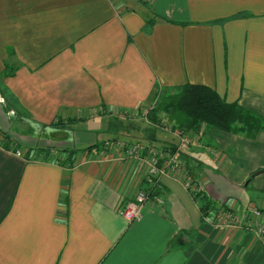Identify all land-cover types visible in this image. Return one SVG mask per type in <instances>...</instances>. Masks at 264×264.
<instances>
[{"label": "crops", "instance_id": "0c3cea01", "mask_svg": "<svg viewBox=\"0 0 264 264\" xmlns=\"http://www.w3.org/2000/svg\"><path fill=\"white\" fill-rule=\"evenodd\" d=\"M185 84L264 118V0H0V264H264L252 229L204 219L171 175L139 220L120 213L144 183L139 163L104 151L125 140L112 120L162 140L148 99ZM18 114L32 132H11ZM185 133L179 154L202 191L264 213V171L252 177L264 170V131Z\"/></svg>", "mask_w": 264, "mask_h": 264}, {"label": "trees", "instance_id": "16d2710c", "mask_svg": "<svg viewBox=\"0 0 264 264\" xmlns=\"http://www.w3.org/2000/svg\"><path fill=\"white\" fill-rule=\"evenodd\" d=\"M153 20H148V26L153 24ZM159 106H154L152 102L163 91ZM164 111L167 118L173 123V129L198 133L203 128H218L224 132L243 134L247 137H255L259 132L264 131V118L245 108L238 102H227L217 91L204 84H185L175 88L154 90L148 99L146 117L156 125H161L162 119L159 112ZM6 136V135H5ZM4 136V137H5ZM7 137V136H6ZM8 146L7 143H5ZM99 144L90 145L91 149ZM176 146H163L162 150H174ZM80 149H67L70 156L77 153ZM72 161V160H71ZM73 163V161H72ZM190 173L193 169L187 162ZM199 202L204 219L212 216L219 207L204 191L194 195Z\"/></svg>", "mask_w": 264, "mask_h": 264}, {"label": "built area", "instance_id": "2783aa9c", "mask_svg": "<svg viewBox=\"0 0 264 264\" xmlns=\"http://www.w3.org/2000/svg\"><path fill=\"white\" fill-rule=\"evenodd\" d=\"M174 132L181 139V144L174 150H159L140 141L105 140L104 151L113 148L114 152L125 156L127 161H136L142 168L141 181L143 180L144 187L138 189L135 196L120 210L121 215L128 222L141 218V209L151 192L159 186L161 176L171 175L180 180L193 196L202 191L200 185L193 181L187 162L179 154L182 144L190 141L191 136L181 129H175ZM16 154L21 157L24 155L20 150H17ZM155 199L163 202L160 196H156ZM207 217L210 218V216ZM212 218L214 224L220 227L250 228L264 243V213L258 207L252 206L248 210L221 207L212 215Z\"/></svg>", "mask_w": 264, "mask_h": 264}, {"label": "rangeland", "instance_id": "374dc122", "mask_svg": "<svg viewBox=\"0 0 264 264\" xmlns=\"http://www.w3.org/2000/svg\"><path fill=\"white\" fill-rule=\"evenodd\" d=\"M165 91L167 92V90H163L159 94V97L157 96L154 99V101L152 102V104H154V106H159V102H160V100H162L161 97L163 96V94L165 93ZM5 113H6V111H5ZM19 116H20L21 120H18V121L14 122V123L11 120H8L9 123H11L12 125H14V127L12 128L13 130H11V132H13L14 130H16V126L17 125L21 126V128L24 131L32 132L34 130V128H35L34 125L33 124H30L29 122H26V125L21 124L20 122L21 121H24L23 120L24 118L22 117V115H19ZM160 116H161V119H162L161 125L154 124V126L152 125L151 128H152L154 134H156V132H157V137H162V135L165 136V137H163L164 139H162V140L161 139L160 140H155V139L151 140L147 136H143V134H144V128L145 127H142V126L137 125V127H139V130L140 131H135V129L132 128V127L127 128V126L129 125V122H130L127 119H118V120L113 119L112 120V125H114L116 123V124H118L119 126L122 127L121 132L119 134H116L115 137H120V138H123V139H125L127 141L139 139L140 141L145 142V144L152 143V144H147V145H149V146L152 145V147L157 148L159 150H162L163 146H165V145L171 146V143L172 142H176V140L173 139V136L174 137H176V136L175 135H168L167 136L165 133H167L166 131H169L170 133H172L171 130H169L168 128H166L167 127V123L168 124H171L172 122L167 118V115L165 114L164 111H160L159 112V117ZM127 129H128V132H126ZM122 132H126V133H122ZM112 135L113 134L111 132L110 133H106V134H101L100 135V138H99L100 139L99 140L100 141L99 146L102 145V141L104 140V138L111 137ZM174 144H176V143H174Z\"/></svg>", "mask_w": 264, "mask_h": 264}, {"label": "water", "instance_id": "95a60500", "mask_svg": "<svg viewBox=\"0 0 264 264\" xmlns=\"http://www.w3.org/2000/svg\"><path fill=\"white\" fill-rule=\"evenodd\" d=\"M264 170H260V171H257L255 172L254 174H252V177H255L256 175H258L259 173L263 172Z\"/></svg>", "mask_w": 264, "mask_h": 264}]
</instances>
